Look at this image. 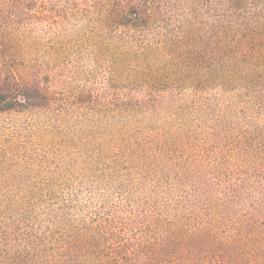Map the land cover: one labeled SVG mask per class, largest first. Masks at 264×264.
Instances as JSON below:
<instances>
[{
	"label": "trees",
	"instance_id": "obj_1",
	"mask_svg": "<svg viewBox=\"0 0 264 264\" xmlns=\"http://www.w3.org/2000/svg\"><path fill=\"white\" fill-rule=\"evenodd\" d=\"M35 3L0 0V114L56 104L33 75ZM98 3L142 40L127 73L145 96L65 140L91 180L0 177V264H264V0H183L172 31L160 0Z\"/></svg>",
	"mask_w": 264,
	"mask_h": 264
},
{
	"label": "rangeland",
	"instance_id": "obj_2",
	"mask_svg": "<svg viewBox=\"0 0 264 264\" xmlns=\"http://www.w3.org/2000/svg\"><path fill=\"white\" fill-rule=\"evenodd\" d=\"M41 1L35 3L29 21L37 37L43 36L45 48L34 56L32 69L55 95L56 104L43 112L0 114V177L23 171L25 178L91 180L92 176L67 172L74 158L65 152V140L113 124L109 102L144 98L133 74L127 73L128 67L135 69L142 62V40L111 29L102 15L97 16L100 0ZM160 1L167 15L165 26L172 31L185 3ZM98 112L108 118L100 119ZM90 200V190L82 188L79 208L86 209L84 203Z\"/></svg>",
	"mask_w": 264,
	"mask_h": 264
}]
</instances>
